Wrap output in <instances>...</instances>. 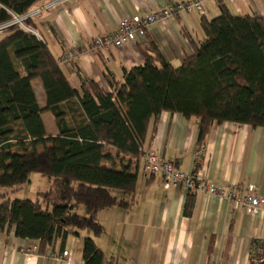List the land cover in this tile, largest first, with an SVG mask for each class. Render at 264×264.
Segmentation results:
<instances>
[{
  "label": "trees",
  "instance_id": "16d2710c",
  "mask_svg": "<svg viewBox=\"0 0 264 264\" xmlns=\"http://www.w3.org/2000/svg\"><path fill=\"white\" fill-rule=\"evenodd\" d=\"M45 1L0 0V22L9 19L10 12L23 14ZM200 22L204 38L180 66L161 58L158 67L149 57L141 66L124 68L122 83L109 77L111 91L92 80H84L80 89L73 87L34 33L18 27L4 32L0 231L12 230L15 237L35 242L38 253L44 254L57 242L63 247L68 237L87 230L92 235L82 238V264H105L93 238L103 231L96 215L113 206L128 207L132 201L136 158L144 154L152 119L162 111L196 118L198 147L212 124L264 127V15H234L220 4L217 16ZM35 79L45 92L44 108L33 91ZM44 111L53 116L56 135L46 131ZM32 172L47 178V188L32 198H12ZM194 194L187 191L186 216L192 213ZM254 245L264 251V242ZM262 259L264 264V254Z\"/></svg>",
  "mask_w": 264,
  "mask_h": 264
},
{
  "label": "crops",
  "instance_id": "0c3cea01",
  "mask_svg": "<svg viewBox=\"0 0 264 264\" xmlns=\"http://www.w3.org/2000/svg\"><path fill=\"white\" fill-rule=\"evenodd\" d=\"M187 0H67L54 9L32 18L33 33L44 41L58 60L69 83L81 88L92 80L111 91L107 79L123 82V69L144 64L151 58L160 66L161 58L180 66L192 55L204 38L201 18L211 19L224 5L234 15H264V0H206L205 11L183 12L153 23L136 34L133 42L111 48L109 52L92 51L91 40L116 30L123 17L146 15L168 3ZM42 1H38L35 6ZM39 3V4H38ZM34 6V7H35ZM22 73V67L17 65ZM32 87L40 108L45 92L39 80ZM41 114L46 131L58 133L53 116ZM198 120L180 113L162 111L149 125L144 152L154 150L179 170L194 171ZM203 164L198 173L215 187L237 193L254 186L257 196H264V127L237 122L212 124L205 138ZM142 155L136 158L137 184L128 207L113 206L97 213L103 226L93 237L109 264H247L254 242H264V211L246 213L226 198L216 194H194L192 213H183L187 190L180 184L163 188L159 175L142 171ZM92 235L81 231L42 254L24 248L35 242L17 238L12 230L0 231V264H82V238ZM53 258L50 254L61 256Z\"/></svg>",
  "mask_w": 264,
  "mask_h": 264
},
{
  "label": "built area",
  "instance_id": "2783aa9c",
  "mask_svg": "<svg viewBox=\"0 0 264 264\" xmlns=\"http://www.w3.org/2000/svg\"><path fill=\"white\" fill-rule=\"evenodd\" d=\"M67 0H46L39 7L23 14L10 12L11 17L0 22V33H4L10 28L18 27L33 33L32 26L28 20L34 18L44 10L54 9L56 6ZM206 0H187L182 2L168 3L155 12L140 16L123 17L119 20L117 28L112 33L95 36L89 45L92 51L107 53L111 48L121 47L126 43L135 41L136 34L143 32L153 23H164L166 19L175 17L183 12L197 11L203 13ZM203 148H199L195 153V171L185 173L174 166L170 161L163 159L154 150H150L142 155V170L149 175H159L163 188H168L173 184H180L187 191L194 193L203 192L216 194L232 202L234 206L241 207L246 213H257L264 211V196L255 194L254 186L249 185L244 193H237L232 190L215 187L202 179L198 168L203 164ZM35 246L24 248L27 253L32 252ZM263 249L259 245H253L250 251L247 264H261L263 262ZM67 251H63L61 257L66 256ZM53 258H59L56 254H51Z\"/></svg>",
  "mask_w": 264,
  "mask_h": 264
},
{
  "label": "rangeland",
  "instance_id": "374dc122",
  "mask_svg": "<svg viewBox=\"0 0 264 264\" xmlns=\"http://www.w3.org/2000/svg\"><path fill=\"white\" fill-rule=\"evenodd\" d=\"M3 35L4 33H0V39L3 37ZM47 186L48 180L45 176L37 172H32L29 175V182H27L21 190H17L13 194L12 198H32L36 192L45 190ZM118 194L121 195L120 191ZM85 231L89 232L87 230Z\"/></svg>",
  "mask_w": 264,
  "mask_h": 264
}]
</instances>
